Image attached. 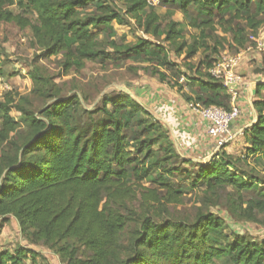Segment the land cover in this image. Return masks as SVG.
<instances>
[{
  "label": "trees",
  "instance_id": "1",
  "mask_svg": "<svg viewBox=\"0 0 264 264\" xmlns=\"http://www.w3.org/2000/svg\"><path fill=\"white\" fill-rule=\"evenodd\" d=\"M157 6L166 8L165 24ZM157 6L148 0H0V22L32 29L31 44L46 57H62L65 73L88 62L146 63L147 75L161 82L182 90L200 85L197 95L184 94L187 102L231 110L232 94L210 69L224 52L237 54L258 36L264 0H160ZM177 10L198 32L187 37L173 19ZM130 20L152 38L129 40L119 27ZM200 53L202 60L192 64ZM30 76L31 93L44 101L38 113L30 109L31 95L0 98V219L14 218L26 242L13 253L0 251V264L46 259L35 246L62 264H213L226 255L232 264H264V240L231 237L224 218L203 206L192 220L172 210L201 187L204 206L224 193L234 217L264 225V178L240 170L225 148L207 165L182 158L165 126L127 92L108 93L101 106L87 110L78 94L63 97L52 77ZM254 104L257 120L236 159L243 166L264 165V97ZM12 109L24 115L25 125Z\"/></svg>",
  "mask_w": 264,
  "mask_h": 264
},
{
  "label": "rangeland",
  "instance_id": "2",
  "mask_svg": "<svg viewBox=\"0 0 264 264\" xmlns=\"http://www.w3.org/2000/svg\"><path fill=\"white\" fill-rule=\"evenodd\" d=\"M122 6V4H119ZM121 8V7H119ZM16 13L19 12L17 6L11 7ZM157 12L162 15V21L165 24L168 21L166 15V8L157 6L155 7ZM198 8L193 5L190 8V12L193 15L197 14ZM173 19L180 22L185 28L187 37L191 33L198 32L196 29H192L188 26V19L184 16L182 11L177 10L173 16ZM130 24L125 27H119L122 33H125L129 40L135 41L138 37L152 38L151 36L144 35L141 31L137 30L134 21L130 20ZM218 34L225 36L229 39V34L219 29ZM33 38V31L30 28L20 29L14 23L0 22V98H4L8 93H14L18 95H31L33 104L30 107L31 111L38 113L44 104V101L36 98L31 92L34 88L33 80L31 79V73H41L46 76H50L53 80L60 84L62 87V96L67 97L71 94H78L82 100L83 106L87 110H93L101 106L104 95L113 91H122L121 89H128V84L133 82L139 77L149 74L146 70V63H134L126 62L122 67H113L107 65H100L99 63L88 62L86 67L81 71H75L71 73H65L61 66L62 57H46L45 52L34 47L31 44ZM258 36H250L248 45L256 47V40ZM167 48L168 43L160 40ZM246 48V47H245ZM243 48V50H245ZM231 52H234L233 50ZM172 60L176 62H182L181 57H177L173 52L171 53ZM203 54H199L192 58V64H197L199 60H202ZM190 62V61H189ZM191 63V62H190ZM195 66V65H194ZM185 70V69H184ZM191 75H194L191 73ZM183 77V76H182ZM181 77V78H182ZM185 77V76H184ZM180 78V79H181ZM184 85L185 83H180ZM199 80V79H196ZM192 94L197 95L200 85H193ZM125 92V91H124ZM12 115L18 119L22 125H25V117L22 113L12 109ZM81 121V119H80ZM82 122V121H81ZM246 141L241 149H236L233 153H228L226 158H229L234 162L240 170H245L246 174L253 175L259 178H264V165L256 164L253 161H249L245 166L242 163L236 161L238 158L243 157V151L246 146ZM211 158L207 161H200L198 163L202 165L209 164ZM196 162V161H195ZM199 168L194 166L191 170L192 176H196ZM203 189L201 187L195 188L189 191L184 204L174 207L173 214L184 219H193L198 208L203 206L206 210L214 212L217 216L224 218L225 232L231 237L235 235L245 236L255 242H262L264 240V225L254 222L241 221L234 217L228 210L225 204V194L221 193V198H215V204L203 205ZM217 203V204H216ZM264 219V216H261ZM0 219V251L14 252V249L19 244H25L23 240L19 225L14 218L9 219L5 224ZM3 222V224H2ZM35 250L42 252L44 258L37 257L32 262L28 257L26 264H62L59 257L51 253V251L42 246H35ZM213 264H232L230 256L217 258Z\"/></svg>",
  "mask_w": 264,
  "mask_h": 264
},
{
  "label": "crops",
  "instance_id": "3",
  "mask_svg": "<svg viewBox=\"0 0 264 264\" xmlns=\"http://www.w3.org/2000/svg\"><path fill=\"white\" fill-rule=\"evenodd\" d=\"M260 35L264 34L262 29ZM258 33V35H259ZM242 60L238 67L241 77L237 86V98L233 105L241 110V115L231 123L233 139L225 141L222 135L208 134L209 123L189 107L184 94H192V89L171 86L150 75H144L130 82L128 90L132 98L140 103L168 130L177 153L185 159L207 161L219 154L223 148L228 153L241 149L244 133L257 120L254 102L264 97V83L261 82L264 69V52L249 45L241 49Z\"/></svg>",
  "mask_w": 264,
  "mask_h": 264
},
{
  "label": "built area",
  "instance_id": "4",
  "mask_svg": "<svg viewBox=\"0 0 264 264\" xmlns=\"http://www.w3.org/2000/svg\"><path fill=\"white\" fill-rule=\"evenodd\" d=\"M148 2L150 5L157 6L160 0H148ZM261 29L262 32H264V26ZM256 42L257 49L264 52V34L260 35L259 33ZM241 60L242 53L232 54L224 52L218 57L210 69V73L213 78L232 94L234 101L237 98V86L241 80L238 71ZM184 82L185 77L183 76L180 79V83ZM261 82L264 83V69L262 72ZM189 107L210 124L208 128L209 135H222L225 137L226 142H230L233 139L231 123L234 119L241 115L239 107L233 105L231 110H226L216 106L204 107L193 102H189Z\"/></svg>",
  "mask_w": 264,
  "mask_h": 264
},
{
  "label": "water",
  "instance_id": "5",
  "mask_svg": "<svg viewBox=\"0 0 264 264\" xmlns=\"http://www.w3.org/2000/svg\"><path fill=\"white\" fill-rule=\"evenodd\" d=\"M122 91H125V92H127L128 94H130L131 96H133L128 90H126V89H121ZM213 156H214V154L212 155V157L211 158H213Z\"/></svg>",
  "mask_w": 264,
  "mask_h": 264
}]
</instances>
